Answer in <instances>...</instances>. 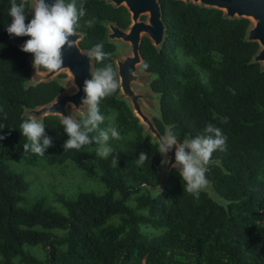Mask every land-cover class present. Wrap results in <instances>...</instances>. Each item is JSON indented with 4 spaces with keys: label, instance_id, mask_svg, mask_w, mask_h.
I'll return each instance as SVG.
<instances>
[{
    "label": "trees",
    "instance_id": "obj_1",
    "mask_svg": "<svg viewBox=\"0 0 264 264\" xmlns=\"http://www.w3.org/2000/svg\"><path fill=\"white\" fill-rule=\"evenodd\" d=\"M81 2L86 15L78 21L76 32L83 35L78 46L90 50L102 43L108 55L102 62L93 59V72L107 64L114 68L109 59L113 44L104 42L103 23L124 29L128 15L123 7L112 8L105 0H77L78 7ZM158 3L164 43L154 49L143 37L139 47V69L152 75L148 88L157 94L158 114L151 121L161 135L172 128L181 142L186 136L201 135L207 124L222 130L226 150L214 152L205 166L213 195L184 191L174 170L161 190L153 192L164 158L157 143L143 135V127L128 105L117 98L118 90L100 102L105 119L99 129L106 128L110 110L117 112L119 126L132 123L137 128L138 124L141 129L125 149L112 148L105 159L86 152V145L65 151L68 136L60 120L49 116L42 123L53 146L44 155L24 152L26 140L19 127L22 112L50 103L62 89L55 79L28 83L33 56L20 50L28 37L9 36L6 26L11 24V3L0 0V125H6L0 130L6 137L0 140V153L26 164L70 161L86 174L95 166L106 188L100 195L81 192L71 201L59 199L65 215L51 211L43 199L22 207L28 183L0 160V264H13L16 258L21 264H264V181L260 178L264 170V72L259 64L251 63L258 46L245 41L249 21L226 19L221 11L182 1ZM29 9L27 2L26 15ZM88 20L94 21L90 27ZM175 51L206 74L205 84L191 66L179 67L173 62L170 56ZM212 52L219 56L217 63L209 58ZM144 63L149 65L147 69ZM96 135L98 132L90 134ZM141 152L148 159L138 165ZM135 195H139L137 209L142 214L127 205ZM114 216L119 223L103 227ZM141 226L160 233L146 236ZM51 230L64 234L53 236ZM36 245L45 252L43 262L22 251L23 246Z\"/></svg>",
    "mask_w": 264,
    "mask_h": 264
},
{
    "label": "clouds",
    "instance_id": "obj_2",
    "mask_svg": "<svg viewBox=\"0 0 264 264\" xmlns=\"http://www.w3.org/2000/svg\"><path fill=\"white\" fill-rule=\"evenodd\" d=\"M11 6L8 15L11 17V24L6 26L9 36L28 37L20 50L33 56V68L44 69L48 72H56L63 64V50L73 47L74 42L70 39L76 36V29L80 18L86 15L83 2L77 5V0H34L31 8L32 18L26 23L27 0H10ZM93 20L86 21L90 27ZM104 45L97 43L89 50V59L102 62L108 55L103 50ZM149 65L143 64L147 69ZM130 75L135 72L129 70ZM120 87L119 73L111 64L91 73L90 79L83 82L84 96L81 99V108L86 109L82 118L77 121L71 114L64 116L60 113V121L68 139L65 141L64 150H79L85 145L93 142L97 148V156L108 157L112 148L109 141L121 139L120 132L114 126L109 125L106 129H99L105 117L100 113V102L106 97L114 94ZM222 123H227V118H222ZM6 125H0L2 130ZM21 135L25 138L23 144L24 152L31 151L33 154L44 155L45 150L53 146L52 139L45 133V125L37 118L24 119L20 124ZM98 132L96 136L91 133ZM6 139L0 135V140ZM227 137L222 130L213 125L207 124L201 135L195 138L185 137L179 141L176 133L169 128L158 137V152L164 158L162 164H168V153L175 148V162L171 165L178 172L183 182V190L190 194L197 195L207 184L206 167L212 155L217 150H226ZM148 159L147 154L141 152L137 160L142 165Z\"/></svg>",
    "mask_w": 264,
    "mask_h": 264
},
{
    "label": "water",
    "instance_id": "obj_3",
    "mask_svg": "<svg viewBox=\"0 0 264 264\" xmlns=\"http://www.w3.org/2000/svg\"><path fill=\"white\" fill-rule=\"evenodd\" d=\"M183 3H191L199 7L215 9L222 12L226 19H247L251 22L246 33L245 41L254 42L258 49L252 56L251 63L259 64L260 71L264 72V0H175ZM31 2L30 9L26 15L27 20H31V8L34 0H27ZM50 3L51 0H45ZM105 2L112 6V8L123 7L129 15V25L126 30L120 29L115 23L105 21L103 23L106 28L104 42L126 44L127 53H122L120 58L110 55L109 59L113 62L115 70L120 76V87L118 89L119 100L127 103L129 110L134 118L138 120V124L143 127V135H149L152 142L157 143L158 137L161 134L155 128L151 119H149L141 110V106L149 109H154L152 101L155 96H152L148 86L152 80L150 74L137 71L142 60L139 55V47L142 37L146 38L154 49H159L165 39V26L161 19V12L158 0H105ZM141 16H146L145 21H140ZM83 35L76 32V36L70 39L74 42L73 47L63 50V64L56 72L37 71L30 74V85L38 83H46L60 72L64 71L68 74L69 85L74 88L71 93L60 94L55 97L50 103L42 105L33 109H25L22 114V119L30 117H37L41 122L45 117H57L60 121L61 114L64 116L70 115L67 112V106L71 110L81 115L86 109L81 108V99L84 96L83 82L85 79L91 78L93 73L92 62L89 59V50H82L78 43L82 40ZM33 60V59H32ZM33 61L30 63L32 69ZM135 72L134 75L129 74V70ZM32 71V70H31ZM29 78V79H30ZM140 86L145 88L142 92H134L132 86ZM175 148L168 153V164H163L159 172L158 188L153 192L161 190L163 183L168 178L171 170L175 169L171 165L175 162L174 158ZM208 164V163H207ZM206 164V165H207ZM205 165V166H206ZM178 173V172H177ZM209 195H213L211 187L208 183L201 189Z\"/></svg>",
    "mask_w": 264,
    "mask_h": 264
},
{
    "label": "rangeland",
    "instance_id": "obj_4",
    "mask_svg": "<svg viewBox=\"0 0 264 264\" xmlns=\"http://www.w3.org/2000/svg\"><path fill=\"white\" fill-rule=\"evenodd\" d=\"M31 5V2H29ZM249 24L251 22L249 21ZM86 51V50H85ZM127 45L126 44H117L113 43V50L111 55L120 58L122 53H127ZM173 62L176 63L179 67L183 65L191 66L198 74L201 83H206V74L202 72L189 58L184 57L179 51L172 52ZM210 60L213 63H217L219 60L218 54L212 52L209 55ZM33 60H31L32 62ZM31 73L37 72V69L32 67ZM139 72H143L145 74H150L144 71H141L139 68ZM151 75V74H150ZM152 77V75H151ZM53 79H55L61 86L62 92L60 94L71 93L74 91V88L69 85V77L68 74L64 71H60ZM174 79L177 81L180 79L178 76L174 75ZM32 82L31 78L28 83ZM132 90L134 92H142L145 88H141L140 86H132ZM150 92L152 96L157 98V94L151 92V90H147ZM59 94V95H60ZM126 103V102H125ZM127 104V103H126ZM154 109H149L144 106H141V110L149 119L153 117H157L158 108H157V100L153 98L152 101ZM69 114H71L75 119L83 115L85 111L82 112L81 115L75 114L72 110H67ZM107 126L111 125L118 129L121 135V139L115 140L112 139L109 141V146L111 148L116 149H125L130 142L134 139L137 132L141 129L138 124H136L137 128L132 126V123H128L126 126H119L117 121V112L114 110H110L107 115ZM105 128V129H106ZM99 145L92 144L86 145L84 150L86 152L93 151L94 155L97 158L105 159L97 156V148ZM0 160L12 171L20 173L24 179L28 183V190L25 194H23L22 201L20 206L28 207L34 200L43 199L45 205L53 212H56L61 215H65V209L59 202V199L64 201H71L75 198V196L81 192H91L97 195L103 194L106 191L105 186L101 182V172L95 166H92V170L90 173L86 174L84 172L79 171L70 161H65L60 165H46L42 161H36L34 164H26L21 160H15L8 155H4L0 153ZM115 170H119L118 167H114ZM260 178L264 181V170L262 171ZM129 183V177L126 178ZM144 188L146 185H142ZM146 189V188H145ZM139 195H135L131 197L127 205L132 208L136 213L142 214L141 210L137 209V197ZM115 198H118L115 195ZM119 223V218L114 216L108 219L103 227L108 225H116ZM39 230L38 228H36ZM140 231L142 234L146 236H156L160 233L158 229H153L150 227H140ZM53 236L60 237L64 234L63 231L59 230H51L49 231ZM23 253L32 256L35 260L39 262H43L45 260V252L40 245L36 246H23ZM13 264H21L19 259H13Z\"/></svg>",
    "mask_w": 264,
    "mask_h": 264
},
{
    "label": "flooded vegetation",
    "instance_id": "obj_5",
    "mask_svg": "<svg viewBox=\"0 0 264 264\" xmlns=\"http://www.w3.org/2000/svg\"><path fill=\"white\" fill-rule=\"evenodd\" d=\"M128 15V14H127ZM145 19H146V16H141L140 18H139V20L140 21H145ZM129 23H130V21H129V15H128V25H129ZM127 25V26H128ZM127 26H126V28H127ZM126 28H124V29H122V30H126ZM143 38V37H142Z\"/></svg>",
    "mask_w": 264,
    "mask_h": 264
},
{
    "label": "bare ground",
    "instance_id": "obj_6",
    "mask_svg": "<svg viewBox=\"0 0 264 264\" xmlns=\"http://www.w3.org/2000/svg\"><path fill=\"white\" fill-rule=\"evenodd\" d=\"M67 110H71V107L70 106H67V108H66Z\"/></svg>",
    "mask_w": 264,
    "mask_h": 264
}]
</instances>
